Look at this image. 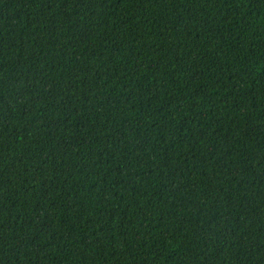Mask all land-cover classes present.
<instances>
[{
    "label": "trees",
    "instance_id": "16d2710c",
    "mask_svg": "<svg viewBox=\"0 0 264 264\" xmlns=\"http://www.w3.org/2000/svg\"><path fill=\"white\" fill-rule=\"evenodd\" d=\"M0 264H264V0H0Z\"/></svg>",
    "mask_w": 264,
    "mask_h": 264
}]
</instances>
